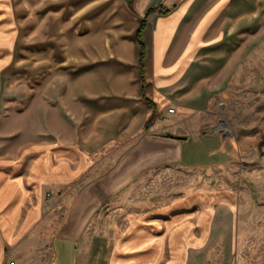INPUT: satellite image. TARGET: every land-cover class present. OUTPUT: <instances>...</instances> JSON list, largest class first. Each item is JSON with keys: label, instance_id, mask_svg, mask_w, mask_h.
I'll list each match as a JSON object with an SVG mask.
<instances>
[{"label": "crops", "instance_id": "1", "mask_svg": "<svg viewBox=\"0 0 264 264\" xmlns=\"http://www.w3.org/2000/svg\"><path fill=\"white\" fill-rule=\"evenodd\" d=\"M3 14L0 69L20 29ZM34 18L40 85L0 117V264H204L219 240L227 257L233 189L172 176L217 139L264 0H41Z\"/></svg>", "mask_w": 264, "mask_h": 264}, {"label": "rangeland", "instance_id": "2", "mask_svg": "<svg viewBox=\"0 0 264 264\" xmlns=\"http://www.w3.org/2000/svg\"><path fill=\"white\" fill-rule=\"evenodd\" d=\"M25 2L26 7L22 0H13L18 19L15 24L20 29L13 33L15 47L0 69V117L31 103L34 89L41 82L42 67L35 64L41 52L36 51L34 34V10L41 0ZM3 34L0 32V40ZM258 50L244 66L243 79L235 83L227 96L212 104L211 109L216 111L210 115L214 127L207 131L216 132L217 139L205 144L204 149L194 150L195 159L191 161L201 166L189 167L186 174L172 176L175 180L225 186L235 193L229 254L221 256L219 240L204 264H264V147L259 149L257 145L264 133V48ZM47 54L50 56L49 50ZM54 70L57 72L58 67ZM229 134L233 137L229 138ZM207 162L211 168L204 169Z\"/></svg>", "mask_w": 264, "mask_h": 264}, {"label": "trees", "instance_id": "3", "mask_svg": "<svg viewBox=\"0 0 264 264\" xmlns=\"http://www.w3.org/2000/svg\"><path fill=\"white\" fill-rule=\"evenodd\" d=\"M151 11H152V9H150L147 14H149ZM144 24H145V20H142L140 29L137 31V35H136V38H137L138 41H139L140 32H141L142 28L144 27ZM145 101L148 102V103H150V101H148L147 99H145ZM148 124H149V119L147 120V122L145 124V127H147Z\"/></svg>", "mask_w": 264, "mask_h": 264}, {"label": "water", "instance_id": "4", "mask_svg": "<svg viewBox=\"0 0 264 264\" xmlns=\"http://www.w3.org/2000/svg\"><path fill=\"white\" fill-rule=\"evenodd\" d=\"M243 132H245L244 130H242ZM258 148L260 149V148H262V147H264V133H263V135L261 136V139H260V141L258 142Z\"/></svg>", "mask_w": 264, "mask_h": 264}, {"label": "built area", "instance_id": "5", "mask_svg": "<svg viewBox=\"0 0 264 264\" xmlns=\"http://www.w3.org/2000/svg\"><path fill=\"white\" fill-rule=\"evenodd\" d=\"M173 110H174L173 107H169V108L167 109L168 112H173ZM5 264H14V262H13V261H7Z\"/></svg>", "mask_w": 264, "mask_h": 264}]
</instances>
